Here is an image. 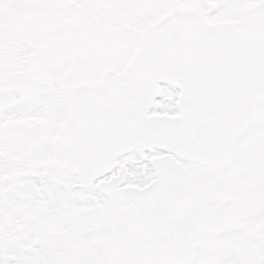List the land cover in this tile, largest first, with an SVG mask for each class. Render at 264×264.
<instances>
[{
    "label": "snow or ice",
    "instance_id": "6c2138e0",
    "mask_svg": "<svg viewBox=\"0 0 264 264\" xmlns=\"http://www.w3.org/2000/svg\"><path fill=\"white\" fill-rule=\"evenodd\" d=\"M0 264H264V0H0Z\"/></svg>",
    "mask_w": 264,
    "mask_h": 264
}]
</instances>
